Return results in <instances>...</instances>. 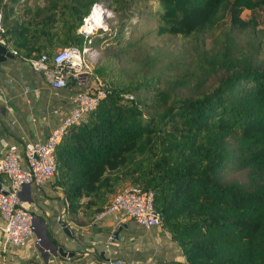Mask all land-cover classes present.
I'll return each instance as SVG.
<instances>
[{"label": "trees", "instance_id": "obj_1", "mask_svg": "<svg viewBox=\"0 0 264 264\" xmlns=\"http://www.w3.org/2000/svg\"><path fill=\"white\" fill-rule=\"evenodd\" d=\"M94 5L119 21L89 36L105 97L55 146L67 218L91 226L128 184L152 192L184 264H264V30L241 18L264 12V0H0V38L22 60H50L84 46L79 28ZM147 23L156 37L217 34L179 63L144 46ZM231 31L256 45L239 46Z\"/></svg>", "mask_w": 264, "mask_h": 264}, {"label": "crops", "instance_id": "obj_2", "mask_svg": "<svg viewBox=\"0 0 264 264\" xmlns=\"http://www.w3.org/2000/svg\"><path fill=\"white\" fill-rule=\"evenodd\" d=\"M34 2L27 0L28 5ZM91 83L88 79L69 78L65 89L55 90L41 73L32 70L27 60L15 56L0 63V156L9 148L20 149L26 141L46 140L70 108L71 95L76 90L91 91ZM19 196L23 206L33 214L36 236L42 241L39 246L32 240L24 247L7 245L6 264H104L115 258L123 264L185 262L179 246L162 227L145 229L117 212L95 219L89 227H76L67 218L62 193L54 185V178L44 186L22 187ZM60 223L68 228L70 237L62 231ZM118 227H122L118 239L112 240ZM2 245L0 231V250ZM59 247L67 254H59L56 251Z\"/></svg>", "mask_w": 264, "mask_h": 264}, {"label": "built area", "instance_id": "obj_3", "mask_svg": "<svg viewBox=\"0 0 264 264\" xmlns=\"http://www.w3.org/2000/svg\"><path fill=\"white\" fill-rule=\"evenodd\" d=\"M92 9L96 8L93 6ZM99 27L107 28L101 23V18L92 17L90 11L79 28V33L86 39L81 49L65 47L58 49L50 60L46 55L27 60L32 70L41 73L46 83L55 90L65 89L69 78L79 81L88 79L92 82V88L91 91L76 90L71 95L70 108L61 116V123L46 140L26 141L20 149L9 148L0 156V175H6L9 179V186L0 190V231L3 235L0 264H6L4 248L7 245L24 247L30 240L40 245L42 239L36 236L33 214L23 206L19 191L25 186L40 187L49 182L56 169V144L69 127L79 123L85 113L94 110L105 97L101 80L92 72L98 52L89 36ZM2 31L0 14V33ZM4 42L0 38V44L5 46ZM114 212L145 229L161 227L160 215L153 208L151 191L128 185L112 197L108 207L95 219L100 220ZM104 264H123V261L115 258Z\"/></svg>", "mask_w": 264, "mask_h": 264}, {"label": "rangeland", "instance_id": "obj_4", "mask_svg": "<svg viewBox=\"0 0 264 264\" xmlns=\"http://www.w3.org/2000/svg\"><path fill=\"white\" fill-rule=\"evenodd\" d=\"M101 6L104 7V14L101 18V23L109 29L117 26L119 17L117 15H113L111 10H109L106 5ZM241 18L245 20L248 18H254L257 24V30H264V12L261 9H257L254 13L244 10L241 13ZM229 20L230 18L227 15L219 21L220 28L223 31L228 29ZM152 30L153 27L149 23L138 29L137 32L143 34L142 43L144 46H147V48L154 52L157 51L166 60L174 58V60H177L179 63H182L183 60L186 59L187 52L190 51L194 43L203 44L204 48L207 49L212 46L214 37L217 34V31L215 30L207 31L206 33L200 34L195 40L185 41L173 36L156 37L155 34L151 32ZM124 31L128 32L129 27L126 26ZM230 34L233 36L234 41L237 42V44L241 47L244 45L247 47L249 45L248 43H253L252 35L247 32L236 34L235 32L231 31ZM256 43L257 42L253 44L256 45ZM97 52L98 55L93 63V66L101 56V51L97 49ZM263 55L264 53H262L260 56L263 57Z\"/></svg>", "mask_w": 264, "mask_h": 264}, {"label": "water", "instance_id": "obj_5", "mask_svg": "<svg viewBox=\"0 0 264 264\" xmlns=\"http://www.w3.org/2000/svg\"><path fill=\"white\" fill-rule=\"evenodd\" d=\"M15 57L14 54L10 53L8 51V49L4 46L0 44V63L6 61L7 59H13ZM9 186V179L7 178L6 175H0V190L4 189L5 187ZM60 226L62 228V231L67 235V236H71L70 232L68 230V228L65 226V224L60 223ZM122 227H118V229L113 233L111 239L112 240H117L118 239V235L121 232ZM59 254H61L62 256L66 255L67 252H65L63 250V248L59 247L56 250Z\"/></svg>", "mask_w": 264, "mask_h": 264}, {"label": "bare ground", "instance_id": "obj_6", "mask_svg": "<svg viewBox=\"0 0 264 264\" xmlns=\"http://www.w3.org/2000/svg\"><path fill=\"white\" fill-rule=\"evenodd\" d=\"M94 7L96 9L91 10L92 17L96 16L97 18H102L104 14V7H102L101 5H94ZM100 12H102V14H100Z\"/></svg>", "mask_w": 264, "mask_h": 264}]
</instances>
